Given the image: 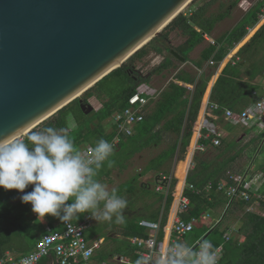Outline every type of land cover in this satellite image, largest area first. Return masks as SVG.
I'll use <instances>...</instances> for the list:
<instances>
[{"label": "trees", "instance_id": "16d2710c", "mask_svg": "<svg viewBox=\"0 0 264 264\" xmlns=\"http://www.w3.org/2000/svg\"><path fill=\"white\" fill-rule=\"evenodd\" d=\"M238 1L192 0L185 11L173 18L125 63L84 92L85 102L92 96L102 100L98 109L85 114L80 109L78 98H76L33 128L22 141H25L32 131L45 126L67 128L79 149L83 144H95L101 138L107 139L111 135L105 132L104 121L128 104V98L134 93L137 85L149 83L153 76H165V72H169L172 77L160 88L157 96L148 101L144 118L135 125V132L121 139L114 149L117 157L111 156L110 159L113 162L112 165L116 161L123 165L124 160L144 148L158 146L166 135H170L169 145L149 159L142 172L120 183L116 188L130 195H135L136 189H139V193L154 195L162 201L164 206L160 225L163 226L173 201L172 191L177 184V178L180 177V166L190 144L194 123L215 68L225 54L245 37L249 28H253L258 23L264 8V0L254 2L229 30L215 37L213 42H209L206 36L212 35L216 24L231 14ZM215 4L218 9L213 11L212 7ZM261 22L263 20L253 30ZM174 31L183 37L177 45L170 43V35ZM203 42L205 45L199 53L198 60H191L190 52ZM150 52L162 55V60L146 73L139 72L135 62L142 61ZM173 52L183 57L184 61H180ZM236 56L234 63L228 62L211 86L209 103H217L221 108L240 109L255 100L256 95L264 94V22L238 49ZM189 61L192 65L188 64ZM209 61L213 63L209 64ZM184 63L186 65L180 67ZM174 80L191 84L192 87L189 88ZM215 112L219 115L218 128L224 129L230 123L222 118V109ZM70 119L75 121L71 128L69 127ZM205 144L208 145V141H205ZM192 145L193 140L191 147ZM231 146L229 142L223 141V144L213 147L209 152L208 148L206 151L194 152L193 167L186 175L184 187V193L189 197L190 203L187 212L181 217L185 220L191 218L197 220L193 230L188 232L191 233V244L197 240H209L213 248L222 245L217 264H264V183L259 189L261 198L258 200V211H246V204L240 200L235 201L231 208L224 210L223 216H227L234 210H239L241 213L239 222L234 225L236 232L230 236L229 240L226 241L223 237L228 229L225 230V227H222L223 218L216 223H206L207 218L216 216V208L224 207L226 202L225 195L216 190V183L225 176L224 170L229 167V162L233 158V156H224ZM189 154L190 152L187 157ZM174 158L178 162L175 168L177 178L171 176L168 183H162L161 177L157 181L167 190L166 193L152 190L155 188L150 183L140 181V176L149 171L156 172V175H159L160 171L168 173L167 167L164 166ZM186 166L187 163L184 164V169ZM261 168L264 170V167ZM180 182L176 189H179ZM207 183H211L208 192L204 191ZM190 184L199 192L191 190L188 187ZM31 190L32 186H29L25 192ZM21 195L22 193L15 189L0 188V257H3L7 250L21 254L27 253L46 230V222L32 212L30 203L21 202ZM206 214L209 216L205 218ZM143 216L138 214L123 223L120 233L123 237L120 242L123 249L130 250L129 253H135L137 247L131 245L127 237L148 236L147 230L139 224ZM161 237L162 231H159L158 246H160ZM117 251L126 255L121 248Z\"/></svg>", "mask_w": 264, "mask_h": 264}, {"label": "water", "instance_id": "95a60500", "mask_svg": "<svg viewBox=\"0 0 264 264\" xmlns=\"http://www.w3.org/2000/svg\"><path fill=\"white\" fill-rule=\"evenodd\" d=\"M191 1L0 0V139L28 134L76 98L92 112L80 94Z\"/></svg>", "mask_w": 264, "mask_h": 264}, {"label": "clouds", "instance_id": "9594fccd", "mask_svg": "<svg viewBox=\"0 0 264 264\" xmlns=\"http://www.w3.org/2000/svg\"><path fill=\"white\" fill-rule=\"evenodd\" d=\"M113 153V145L103 138L81 151L67 128L45 126L25 141L6 137L0 139V188L22 193L21 202L30 203L38 217L50 215L64 223L87 213L95 221L123 224L127 199L96 179L105 162L112 166ZM29 186L32 190L25 192ZM134 264H217V260L210 244L196 250L176 242L160 250L155 260L141 255Z\"/></svg>", "mask_w": 264, "mask_h": 264}, {"label": "built area", "instance_id": "2783aa9c", "mask_svg": "<svg viewBox=\"0 0 264 264\" xmlns=\"http://www.w3.org/2000/svg\"><path fill=\"white\" fill-rule=\"evenodd\" d=\"M260 18H264V8ZM208 63L212 64L213 61ZM185 86L191 87V85L187 84ZM159 90L154 89L150 83L138 84L134 93L129 96L128 104L110 116L109 119L113 126V131L111 136L105 140L109 141L114 149L123 137H128L135 132V125L144 118L148 101L155 98ZM220 109H222V118L228 123L242 125L248 129L254 128L257 133L264 135V95L241 110L221 108L217 103H207L200 107L198 117L194 123L192 139L190 140L191 142L193 140V147L188 169L193 164L192 156L194 152L205 151L208 145L213 147L220 145L222 133L217 125L219 115L215 112ZM205 141H208V145L205 144ZM93 146L85 144L81 151H87ZM164 179H166L165 176H163L162 183ZM185 179L180 189H173L172 191L173 217L170 224L161 226L157 221L141 219L139 224L147 230L148 236H133L128 239L131 245L137 247V252L140 256L143 255L146 259L150 257L151 260H155L160 250L167 249L170 245L179 242L183 235L193 230L197 220L195 218L185 220L181 217L182 214L187 212L190 203L189 197L184 193ZM263 183L264 172L247 167L241 172L227 173L216 183V190L221 191L226 197L225 211L227 208H231L235 201L239 200L246 204V211H258V200L261 198L259 189ZM188 187L191 190H195L191 184ZM162 188V184L158 183L156 189ZM210 188L211 183H207L204 191L208 192ZM195 191L199 192V190ZM208 216L209 214H206L205 218ZM61 225V229L47 226L45 232L30 251L18 259L7 256L0 257V264H39L40 259L51 252L54 253L58 264H102L92 259L95 250L100 246V240L90 242L85 236V230L90 225V217L88 215L79 222H73L72 220L70 222H61ZM160 230L167 232L169 239L166 242H160V246H158L157 235ZM235 232L236 228L234 225L228 227L224 232V239L226 241L229 240L230 236ZM204 243L211 245V250L215 253L218 261L222 245L213 248L211 241L197 240L190 247H195L198 250Z\"/></svg>", "mask_w": 264, "mask_h": 264}, {"label": "rangeland", "instance_id": "374dc122", "mask_svg": "<svg viewBox=\"0 0 264 264\" xmlns=\"http://www.w3.org/2000/svg\"><path fill=\"white\" fill-rule=\"evenodd\" d=\"M254 1L255 0H249V1L248 0H239L238 4L231 11V14L227 17V19L225 21L222 22V24H220L221 25L220 31L222 32L226 29H229L240 18L242 13H244V11ZM188 7H189V4L184 8L183 11H185ZM217 9H218L217 4H215L212 7V10L216 11ZM170 36H171L170 43L172 45H177L183 40V37L180 36L175 31L172 32ZM201 45L203 46V45H205V43L203 42V43H201ZM165 54L166 53H164V55ZM161 60H162V55H157L153 52H150L149 55L146 56L142 61L135 62L136 69H138L139 72L146 73L154 65L158 64ZM165 73H166L165 76H162V75L153 76L149 83H151L153 86H155L156 89H160L169 80V78L171 76L169 72H165ZM83 94H84V92L82 94H80L81 98H83V96H84ZM87 101L91 105H93L94 110H96L101 106L102 100L97 99L95 96H92V97H89ZM77 112H78V110H77ZM106 122H107V120L104 121V124H106ZM74 123H75V121L73 119H70L69 127L70 128L73 127ZM107 123H109V122H107ZM224 129H226V130H224ZM224 129L221 128V132L223 135V136L221 135L222 136L221 144H223V141H224V142H229V144L232 145L231 148L228 149V151L225 153L224 156L225 157L233 156V158L229 162V167L224 170V174L226 175L227 173L241 172L244 169H246L247 167H251V169H256L257 167H259L258 169L260 171L263 170L261 167H264V135L257 133L256 129H254V128L248 129L242 125L228 124L227 126H225ZM26 135L27 134L18 136L12 141H22ZM191 139H192V137H191ZM170 142H171L170 135H166L164 137V140L158 146H151V147H147V148L142 149L141 151L132 155L129 159L124 160L123 165L119 164L116 161L115 164L112 166V169H111L112 171L107 173V179H109V180H104V182H102V183L106 184L108 186V189L111 190L115 185H119L120 183L129 179L130 177L137 175L138 173L142 172L144 166L149 161V159L155 157L158 153H160L163 149H165L169 145ZM190 143H191V141H190ZM189 148H190V144L188 145V147L186 149L185 157L189 153ZM211 149H213V147H209V149L207 151L209 152V150H211ZM208 152H204V153H208ZM112 157H114V158L117 157L115 152L113 153ZM185 157H184V160H185ZM109 159H111V157ZM176 160L177 159L174 158L173 161L168 162L164 166L165 168L167 167L168 173L160 171L159 175H161V176H159V175H156V172L150 171L149 173H147V176H145V178H142V177L146 173H144L142 175V177L140 176V181L144 182V183H150V185L156 189V187H157L156 185L158 183L157 181H159L161 178H162L161 180H163V176L166 177V179H164L165 183H168L171 176L177 178L175 175V168H176V165L178 162ZM183 163H184V161H183ZM192 167L193 166H191L190 169ZM108 168H109L108 163L105 162L104 166L100 170L104 171V170H107ZM182 168H183V164H182ZM182 168H180V170H182ZM262 172H264V171H262ZM177 180H178V178H177ZM174 189H176V186ZM152 190H154V189H152ZM121 196H123L126 199L127 198H129V199L133 198V195H130V194L126 195L123 193ZM134 197H136V196H134ZM135 203H134V205H135ZM135 207H134V209H136ZM124 210H126V209H124ZM137 211L143 212V209L140 208ZM124 212H126V211H124ZM215 212H216V216H214L212 218L209 217L207 219L211 223H216L217 220H219L220 218H223V220L221 221V224L223 225V227H225V229H227L229 227V225L233 222L236 224L237 218H239V216H240L239 210H237L235 212L230 211L227 216H223L224 209H223V211L221 209L220 210L216 209ZM139 214H142V213H139ZM41 218L45 222L49 221V216H45V217H41ZM197 224H199V222ZM182 238H184L185 240L188 241L189 238H192L191 233H187V234L183 235ZM191 241L192 240H190L189 242H191Z\"/></svg>", "mask_w": 264, "mask_h": 264}, {"label": "crops", "instance_id": "0c3cea01", "mask_svg": "<svg viewBox=\"0 0 264 264\" xmlns=\"http://www.w3.org/2000/svg\"><path fill=\"white\" fill-rule=\"evenodd\" d=\"M249 1V0H248ZM258 0H255L254 2H256ZM252 2V4L254 3ZM251 4V5H252ZM250 5V6H251ZM249 6V7H250ZM248 7V8H249ZM247 8V9H248ZM246 9V10H247ZM245 10V11H246ZM244 11V12H245ZM243 14V13H242ZM242 16V15H241ZM240 16V17H241ZM227 18H225L224 20L220 21L219 23L216 24L215 26V29L212 33V35H210L209 37L206 36L207 40L212 42L214 41L215 37H218L220 34H222L223 32L229 30V29H226L224 31H220V28H221V25L223 21H225ZM261 20H263L264 22V18H260ZM260 21V20H259ZM258 21V23H259ZM261 22V24L263 23ZM257 23V24H258ZM256 24V25H257ZM257 26V28L255 30L252 31V29L256 26H254L253 28H249L248 30V33L245 35V37L239 42L237 43L233 48H231L224 56V58L218 63L217 67L215 68V71H214V74L212 75L210 81H209V84H208V87H207V90L204 94V97H203V100H202V103H201V107L206 105L207 103H209V93H210V89H211V86L213 85V83L215 82V80L217 79L218 75L221 73L222 69L225 67V65L228 63V62H231L232 64L234 63L235 61V56H236V52L238 51V49L244 44L246 43L250 37L253 35V33L260 27V25ZM252 32H251V31ZM204 47V45L202 46L201 44L197 45L191 52H190V58L191 60H198L199 58V53L201 51V49ZM237 57V56H236ZM188 64L192 65V63L189 61ZM186 64H181L180 67H183L185 66ZM196 68V67H194ZM172 76H170L171 78ZM169 78V79H170ZM175 82L177 83H180V84H186V83H183L181 81H177V80H174ZM150 85L156 89L155 86H153L151 83ZM187 85H191V84H187ZM192 87V85H191ZM190 87V88H191ZM162 88V87H161ZM159 90V89H157ZM264 95V94H263ZM262 95V96H263ZM261 97V95H256L255 97V100L257 98ZM255 100H252L250 101L249 103H247L246 105L248 104H251L253 103ZM245 105V106H246ZM245 106L241 107L240 109H234V110H241L242 108H244ZM109 122V123H107ZM107 122L106 124L104 125L105 126V132L109 135L112 134V131H113V126L111 124V121L110 119L108 118L107 119ZM227 122V121H226ZM221 131V129H220ZM222 133V132H221ZM223 136V135H222ZM192 143V142H191ZM86 144H89V143H86ZM85 144L82 145V147L84 146ZM91 145H95V144H91ZM81 147V149H82ZM193 147V146H192ZM192 147L190 146L189 148V152H190V155L187 157H185V160L184 163L182 162L183 164V168H182V164L180 166V168H182V170H179V174H180V177L178 179V182L177 184L179 183V181L182 180V184H183V177L184 175H187L186 174V171L189 167L188 165V162L190 160V156H191V149ZM209 147H213L211 145H208L207 148L209 149ZM206 148V150H207ZM80 149V150H81ZM205 150V151H206ZM188 155V154H187ZM187 158V159H186ZM189 159V160H188ZM187 163V168L186 170L184 169V164ZM115 164V163H114ZM113 166V165H112ZM112 166L109 167L107 170H99L98 172V175L96 177V179H98L100 182H104V180H109L107 179V173L108 172H111L112 170ZM259 167H257L256 169H258ZM190 169V168H189ZM188 169V171H189ZM259 170V169H258ZM261 171H264V170H261ZM150 172V171H149ZM147 172V173H149ZM147 173L144 174V176L142 178H145V176H147ZM188 173V172H187ZM131 178V177H130ZM186 178V177H185ZM128 180V179H127ZM126 181V180H125ZM124 182V181H123ZM177 184H176V188H177ZM181 184V186H182ZM158 185V184H157ZM156 185V186H157ZM118 185H115L113 188H117ZM181 188V187H180ZM118 190V194L119 195H122L123 193L124 194H128L126 192H122L120 189H117ZM155 191L157 192H162V193H166L167 190L162 188V189H154ZM139 189H136V194L133 195V198L129 199L127 198L128 200V205H127V208L126 212H124V216H125V222L128 221V220H131L132 218H134V216L138 215L139 213H142L144 216L142 219H148V220H151V221H157L160 223L161 221V218H162V214H163V206H164V203L160 200H158L154 195H148V194H143V193H139ZM129 195V194H128ZM136 196V197H134ZM136 200V201H135ZM137 204H136V203ZM173 202V201H172ZM68 203H71V201H69ZM135 203V205H134ZM136 206V207H135ZM134 207L136 209H134ZM143 209V212L142 211H137L139 209ZM216 209H221L223 210L224 207L223 206H219L217 207ZM237 210H234L232 212H235ZM138 212V214H137ZM240 213V212H239ZM89 216L90 217V214H81L78 218H74L73 219V222H79L83 217L85 216ZM241 215V213H240ZM172 217H173V205L171 204L170 206V209L167 213V218H166V222L164 225L166 224H170L171 220H172ZM114 220V218H113ZM238 218H237V223H238ZM206 223L207 224H210L211 222L209 220H206ZM236 223V224H237ZM161 224V223H160ZM212 224V223H211ZM196 225V224H195ZM199 225V224H198ZM232 225H235V223H231L229 225L232 226ZM49 226L51 228H54V229H60L62 227L61 225V221L58 219V218H55V217H52L49 215V221H46V227ZM122 226L123 224H116L114 222H108V221H103V222H99V221H95L94 219L90 218V225L89 227L85 230V236L87 238L88 241H95V240H100V246L95 250L94 252V255H93V261L95 262H99V263H102V264H134L135 260L140 256V254L137 252V250H135V253H129L130 250L128 251V249H123V245L122 243L120 242V239H122V235L120 234L121 233V230H122ZM223 227V225H222ZM221 227V228H222ZM226 230V229H225ZM162 231V237L160 239V241H168V234L167 232H165L164 230H160ZM159 234V232H158ZM133 237V236H132ZM130 237H127V241ZM157 240H158V235H157ZM191 240V238L187 240H185L184 238H181V240L179 242L181 243H186L187 245L191 244V242H189ZM122 249L123 251L126 252V255L124 254H120L117 250L118 249ZM25 254V253H24ZM23 254L21 253H18V252H15V251H10V250H7L4 254V256H7V257H13L15 259H18L22 256ZM126 261V262H125ZM39 264H58L57 261H56V257L54 255V253H49L48 255L42 257L39 261Z\"/></svg>", "mask_w": 264, "mask_h": 264}, {"label": "bare ground", "instance_id": "6f19581e", "mask_svg": "<svg viewBox=\"0 0 264 264\" xmlns=\"http://www.w3.org/2000/svg\"><path fill=\"white\" fill-rule=\"evenodd\" d=\"M260 21H261V19H260ZM259 21V22H260ZM253 30V29H252ZM251 31V30H250ZM193 146V145H192ZM190 155V154H189ZM189 160V159H188ZM189 163H190V160H189V162H188V165H189ZM187 168V167H186ZM186 170V169H185ZM183 178H185V175H184V177ZM183 181H184V179H183ZM181 184H182V180H181V182H180V185H179V189H180V187H181Z\"/></svg>", "mask_w": 264, "mask_h": 264}]
</instances>
